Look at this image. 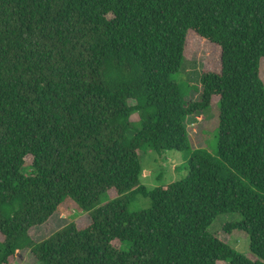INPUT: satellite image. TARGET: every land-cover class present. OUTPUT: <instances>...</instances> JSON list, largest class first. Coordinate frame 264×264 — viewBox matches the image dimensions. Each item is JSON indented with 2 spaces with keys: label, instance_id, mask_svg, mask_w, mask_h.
Segmentation results:
<instances>
[{
  "label": "trees",
  "instance_id": "1",
  "mask_svg": "<svg viewBox=\"0 0 264 264\" xmlns=\"http://www.w3.org/2000/svg\"><path fill=\"white\" fill-rule=\"evenodd\" d=\"M193 35L219 58L185 101L171 75ZM262 58L264 0H0V264H264ZM215 102L216 155L140 183L139 151H188L185 118ZM66 198L88 224L32 238ZM223 213L249 255L208 231Z\"/></svg>",
  "mask_w": 264,
  "mask_h": 264
},
{
  "label": "rangeland",
  "instance_id": "2",
  "mask_svg": "<svg viewBox=\"0 0 264 264\" xmlns=\"http://www.w3.org/2000/svg\"><path fill=\"white\" fill-rule=\"evenodd\" d=\"M188 41L186 58L182 60L180 69L173 73L171 78L179 85L185 101L200 100V75L203 65L207 61L216 60L217 62L219 52L216 47L211 48L209 43L195 35L189 36ZM260 73L264 81V58L261 59ZM219 112L220 105L215 102L207 109L185 118L184 123L189 144L188 151L166 150L158 153L150 148L141 149L139 151L141 162L140 183L148 189H153L156 186L184 179L188 174L187 160L191 153L197 149H206L211 154L216 155ZM133 118L135 119V116ZM27 162H31L29 156ZM26 169L23 170L26 171ZM150 206L151 201L149 198L138 195L130 204L129 211L137 212ZM60 210L61 212H56L44 225L31 228L30 235L32 238L39 241L69 221H75L78 226H84L89 222L86 212L70 198H66L62 202ZM239 218L237 213L220 214L212 221L208 231L216 234L237 251L249 255V237L245 232L234 230L227 234L223 231L226 222L236 221ZM34 261L29 252H21L16 258L15 264H37ZM218 264L224 263L218 262Z\"/></svg>",
  "mask_w": 264,
  "mask_h": 264
}]
</instances>
